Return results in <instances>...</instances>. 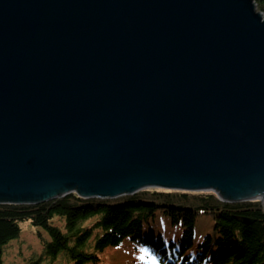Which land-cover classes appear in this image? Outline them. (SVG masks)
<instances>
[{
  "label": "water",
  "instance_id": "water-1",
  "mask_svg": "<svg viewBox=\"0 0 264 264\" xmlns=\"http://www.w3.org/2000/svg\"><path fill=\"white\" fill-rule=\"evenodd\" d=\"M145 191L264 205L255 0H0V205Z\"/></svg>",
  "mask_w": 264,
  "mask_h": 264
},
{
  "label": "trees",
  "instance_id": "trees-1",
  "mask_svg": "<svg viewBox=\"0 0 264 264\" xmlns=\"http://www.w3.org/2000/svg\"><path fill=\"white\" fill-rule=\"evenodd\" d=\"M264 16V0H255ZM39 250L23 264H264V205L214 193L145 191L117 200L76 194L38 205H0V264L21 224Z\"/></svg>",
  "mask_w": 264,
  "mask_h": 264
},
{
  "label": "rangeland",
  "instance_id": "rangeland-1",
  "mask_svg": "<svg viewBox=\"0 0 264 264\" xmlns=\"http://www.w3.org/2000/svg\"><path fill=\"white\" fill-rule=\"evenodd\" d=\"M22 235L20 242L13 243L5 257L4 264H23V259L28 257L31 250H39V243L35 231L28 223L21 224Z\"/></svg>",
  "mask_w": 264,
  "mask_h": 264
}]
</instances>
